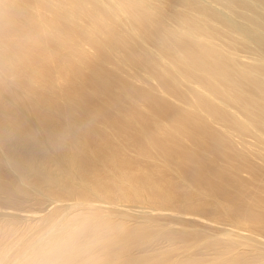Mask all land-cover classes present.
Masks as SVG:
<instances>
[{
    "label": "bare ground",
    "instance_id": "obj_1",
    "mask_svg": "<svg viewBox=\"0 0 264 264\" xmlns=\"http://www.w3.org/2000/svg\"><path fill=\"white\" fill-rule=\"evenodd\" d=\"M0 264H264V0H0Z\"/></svg>",
    "mask_w": 264,
    "mask_h": 264
}]
</instances>
